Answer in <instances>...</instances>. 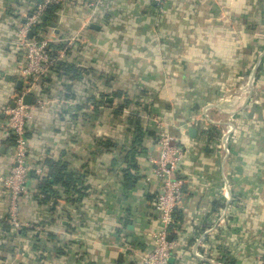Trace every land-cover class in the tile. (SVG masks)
<instances>
[{
	"label": "crops",
	"instance_id": "1",
	"mask_svg": "<svg viewBox=\"0 0 264 264\" xmlns=\"http://www.w3.org/2000/svg\"><path fill=\"white\" fill-rule=\"evenodd\" d=\"M26 1L0 0V264L151 252L162 229L154 118L183 151L168 264H264V0H63L64 17L37 30L78 40L27 96L28 160L43 176L20 207L36 229L14 232L5 111L23 88L14 43Z\"/></svg>",
	"mask_w": 264,
	"mask_h": 264
},
{
	"label": "built area",
	"instance_id": "2",
	"mask_svg": "<svg viewBox=\"0 0 264 264\" xmlns=\"http://www.w3.org/2000/svg\"><path fill=\"white\" fill-rule=\"evenodd\" d=\"M152 1L162 4L165 0ZM62 3L63 0H40L32 15L21 16L23 25L19 29L18 38L14 43L22 51L18 75L23 83V88L20 94L14 98V106L8 107L5 111L7 129L12 139V167L9 175L3 180V186L9 192L7 225L14 232L36 229L31 224L21 221L20 207L23 198L29 192L28 183L31 177L43 176V168L31 165L28 160L27 125L32 118V112L31 107L25 103V98L37 91L42 81L56 69L58 63L68 57L71 45L78 40L68 37L59 38L53 32L43 35L40 30H37L38 26L40 27L43 23V17L46 16L47 11L53 6L62 5ZM93 7V3L86 5L89 13H92ZM55 14L62 19L64 10H58ZM30 32H36V36L34 34L32 39L29 38ZM37 104L44 107L46 103L38 100ZM151 120L159 130L157 136L158 158H151L150 161L154 166L152 175L161 183V191L156 197L153 207L158 213L162 229L153 237L154 249L145 254L133 253L136 260L131 264H168L172 248L168 234L174 224L175 209L183 195L184 181L177 176L183 157L182 148L174 138L163 130V123L159 119ZM203 243L204 237L198 240V246H202ZM195 254L200 259L203 257L197 251Z\"/></svg>",
	"mask_w": 264,
	"mask_h": 264
},
{
	"label": "trees",
	"instance_id": "3",
	"mask_svg": "<svg viewBox=\"0 0 264 264\" xmlns=\"http://www.w3.org/2000/svg\"><path fill=\"white\" fill-rule=\"evenodd\" d=\"M39 1L40 0H27L26 2H23L20 6H19V8H18V15L19 16H23V15H32L33 14V12L35 11V9H36V5L39 3ZM62 5H58V6H53V7H51L48 11H47V13H46V16H47V18L49 19V20H53L52 18H54V14H55V12L56 11H58V9L61 7ZM47 29H48V27H46ZM46 28H44L43 29V31H41L40 30V32H41V34H43V35H48V32H47V29ZM37 32V31H36ZM58 48V47H57ZM62 64H66V63H63V61H60L59 63H58V66L57 67H59V66H62ZM56 67V68H57Z\"/></svg>",
	"mask_w": 264,
	"mask_h": 264
},
{
	"label": "water",
	"instance_id": "4",
	"mask_svg": "<svg viewBox=\"0 0 264 264\" xmlns=\"http://www.w3.org/2000/svg\"><path fill=\"white\" fill-rule=\"evenodd\" d=\"M43 19L45 20V19H46V16H44ZM50 26L53 27L54 25H50ZM93 28H94V26H93ZM29 38H30V39L33 38V32H30V33H29ZM19 84H22V82H20ZM29 100H30V98H29V97H26V98H25V103H26V104H29V102H30ZM13 106H14V105H12V107H13ZM190 130H191V132L193 131V129H190Z\"/></svg>",
	"mask_w": 264,
	"mask_h": 264
}]
</instances>
